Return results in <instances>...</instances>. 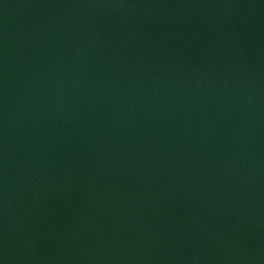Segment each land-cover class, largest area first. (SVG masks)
Masks as SVG:
<instances>
[{
	"label": "water",
	"instance_id": "water-1",
	"mask_svg": "<svg viewBox=\"0 0 264 264\" xmlns=\"http://www.w3.org/2000/svg\"><path fill=\"white\" fill-rule=\"evenodd\" d=\"M0 264H264V0H0Z\"/></svg>",
	"mask_w": 264,
	"mask_h": 264
}]
</instances>
